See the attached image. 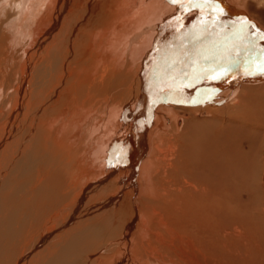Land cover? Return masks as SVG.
Returning <instances> with one entry per match:
<instances>
[{
  "label": "bare ground",
  "instance_id": "obj_1",
  "mask_svg": "<svg viewBox=\"0 0 264 264\" xmlns=\"http://www.w3.org/2000/svg\"><path fill=\"white\" fill-rule=\"evenodd\" d=\"M246 8L0 0V264H264Z\"/></svg>",
  "mask_w": 264,
  "mask_h": 264
},
{
  "label": "rangeland",
  "instance_id": "obj_2",
  "mask_svg": "<svg viewBox=\"0 0 264 264\" xmlns=\"http://www.w3.org/2000/svg\"><path fill=\"white\" fill-rule=\"evenodd\" d=\"M236 1L238 3H245V5L247 7L246 9H248V11L250 12V17L253 19L255 18L256 20L259 19L264 24V0H236ZM210 100H208V101H210ZM171 103H172L171 100H160L156 103V105L154 106L152 111L154 113L163 104H169L170 105ZM207 103H209V102L204 101L202 107H204L205 104H207ZM133 113L134 112L131 110H130V112H128V114H127L128 117L126 119V123H124V126L127 125V123L131 121V119L133 118ZM116 259L118 260V258H116ZM200 261H202V260H200ZM116 264H130V263L128 262V259L126 258V255H124V253L121 252L120 259ZM252 264H253V262H252Z\"/></svg>",
  "mask_w": 264,
  "mask_h": 264
}]
</instances>
